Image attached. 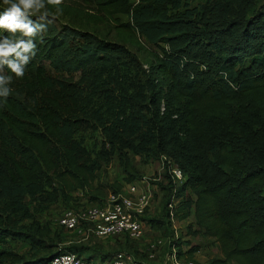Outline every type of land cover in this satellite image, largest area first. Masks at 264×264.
<instances>
[{"label": "trees", "instance_id": "16d2710c", "mask_svg": "<svg viewBox=\"0 0 264 264\" xmlns=\"http://www.w3.org/2000/svg\"><path fill=\"white\" fill-rule=\"evenodd\" d=\"M66 1L44 0L52 23L25 76L5 67L13 91L0 98V263L50 264L65 253L109 263L115 254L59 249L68 231L35 215L70 204L78 191L88 194L87 205H100L96 175L114 157L127 184L139 179L132 157H164L166 172L169 162L183 182L164 175V218L149 227L163 229L160 238L173 235V196L175 220L192 215L217 242L222 257L207 264H264V0H205L197 8L185 0ZM7 7L0 0V13ZM54 15L91 28L58 27ZM11 35L0 29V38ZM127 47L151 56L145 80ZM84 130L102 136L95 156L75 138ZM122 187L115 183L112 192ZM187 235H196L192 225L170 247L192 258L200 247L184 251ZM7 239L27 242L28 251L12 253Z\"/></svg>", "mask_w": 264, "mask_h": 264}, {"label": "rangeland", "instance_id": "374dc122", "mask_svg": "<svg viewBox=\"0 0 264 264\" xmlns=\"http://www.w3.org/2000/svg\"><path fill=\"white\" fill-rule=\"evenodd\" d=\"M68 0L66 1L69 4ZM185 6L190 8H197L205 3V0H185ZM91 13V10H90ZM124 20V18H122ZM55 23L58 27L62 25H71L75 26L74 23H82L81 29H90L91 26L86 24L85 21L79 22L65 18L62 15H54ZM93 31V30H92ZM100 32H102L103 36H106V39L109 41H115V35L108 28H100ZM146 49L149 52H154L156 49L149 44H144ZM129 49V53L133 58H136L135 61L137 65L140 67L141 71V80H145L144 77L147 74L149 69V63L151 62V56L148 53H138L136 49L132 47H127ZM144 71V73L142 72ZM132 72L131 74H133ZM53 76H60L56 73H53ZM65 77V76H64ZM79 74L74 76V80H78ZM75 138L80 141L83 146L95 156L96 153H99L102 149V136L99 132L92 130H84L78 133ZM108 150V148H107ZM133 164L136 169V172L139 176V179L136 180V184L143 182L142 186H140L143 190H148L151 194V203L150 208L146 212L145 217L143 218V236L140 240H130L129 238L124 237H112V238H93L89 237L84 239L85 236L79 234V232H70L63 234L61 238V242L58 243V248H73L76 249V246H86L88 247V252L84 254L85 257L93 256L95 252H99L100 255H114L117 252L123 251L130 255H133L137 261L144 262L147 264H163V257H156L153 260L148 261V244L159 239L163 234V229L155 230L149 227L150 219H156L162 221L164 218L165 210L164 204L167 199L168 191L166 190V186L168 183V179L164 177L166 172V166L163 165L162 159L160 158L158 161L146 163L143 159L139 157H132ZM125 176L123 175L121 168L118 165L117 158L114 157L110 164L107 166H102L101 170L96 175V181L94 183L95 188L101 189L103 191L104 196L106 197L109 193L113 191L112 185L117 183L121 184L123 188H127V183L124 181ZM140 185V184H139ZM89 193V191H87ZM189 194V193H188ZM73 200L70 204L65 203L64 201H59L55 204H52L48 211L44 214H36V219H38L41 223H46L51 226L52 229H55L57 226V220L62 215V213L68 209L72 204L80 203L83 206H88L86 204V200H88V194H85L81 191L73 193ZM103 196V197H104ZM193 197V196H191ZM187 225H192L193 231H196L195 236L187 235L186 240L189 244H186L185 249H188L192 246H199L200 251L195 254V259L200 264H207L210 259L221 258V252L219 246L215 239L211 237H207L202 235V231L198 230V228L194 225V219L191 215L189 218L184 220L183 222H178V233L186 234ZM8 245L7 247L10 249L12 253L17 255H23L28 251L29 245L25 241L21 240H10L7 239ZM93 264H98L100 261L99 258H94ZM1 264V263H0ZM6 264V263H4Z\"/></svg>", "mask_w": 264, "mask_h": 264}, {"label": "built area", "instance_id": "2783aa9c", "mask_svg": "<svg viewBox=\"0 0 264 264\" xmlns=\"http://www.w3.org/2000/svg\"><path fill=\"white\" fill-rule=\"evenodd\" d=\"M166 159L162 158L165 165ZM168 163L167 172L173 183L183 182L181 171ZM140 184V185H139ZM143 182L126 184L116 193H109L100 205L82 206L77 209H67L57 220V225L68 232H79L80 235L105 239L112 237H128L130 240H140L143 236V218L150 208L151 194L143 190ZM177 201L171 197L167 204L169 220L173 235L168 238H157L148 244V261L163 257V264H197L195 256L178 255L177 248L170 243L178 236V222L175 220L174 207ZM186 251V249H183ZM50 264H93L74 253H65L53 258ZM107 264H147L137 261L133 255L118 252Z\"/></svg>", "mask_w": 264, "mask_h": 264}, {"label": "clouds", "instance_id": "9594fccd", "mask_svg": "<svg viewBox=\"0 0 264 264\" xmlns=\"http://www.w3.org/2000/svg\"><path fill=\"white\" fill-rule=\"evenodd\" d=\"M8 5L0 13V29L12 34L0 38V98L4 101L12 93L10 85L13 76L5 72V67L16 78H23L27 66L36 56L39 38L47 31V25L52 23L45 9L44 0H3ZM48 4H60L61 0H47ZM34 13H41L33 19ZM20 36L17 37L16 34Z\"/></svg>", "mask_w": 264, "mask_h": 264}]
</instances>
